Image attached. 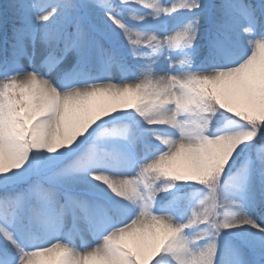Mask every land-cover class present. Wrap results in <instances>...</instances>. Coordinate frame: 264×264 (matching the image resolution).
<instances>
[{
  "label": "snow or ice",
  "instance_id": "obj_1",
  "mask_svg": "<svg viewBox=\"0 0 264 264\" xmlns=\"http://www.w3.org/2000/svg\"><path fill=\"white\" fill-rule=\"evenodd\" d=\"M0 264H264V0H0Z\"/></svg>",
  "mask_w": 264,
  "mask_h": 264
}]
</instances>
